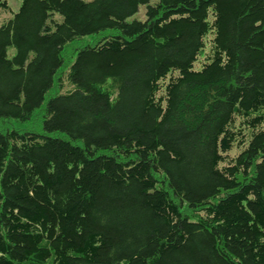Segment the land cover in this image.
Here are the masks:
<instances>
[{"label": "trees", "instance_id": "trees-1", "mask_svg": "<svg viewBox=\"0 0 264 264\" xmlns=\"http://www.w3.org/2000/svg\"><path fill=\"white\" fill-rule=\"evenodd\" d=\"M21 1L0 264H264V0Z\"/></svg>", "mask_w": 264, "mask_h": 264}, {"label": "rangeland", "instance_id": "rangeland-1", "mask_svg": "<svg viewBox=\"0 0 264 264\" xmlns=\"http://www.w3.org/2000/svg\"><path fill=\"white\" fill-rule=\"evenodd\" d=\"M21 0H10L9 8L5 7H0V25L7 19L13 17L14 13L17 12L20 8L21 5ZM146 7L145 5H142L137 13H135L133 16L130 17L132 18H139V19H144L146 17L145 13ZM11 52H14V49L11 50Z\"/></svg>", "mask_w": 264, "mask_h": 264}]
</instances>
